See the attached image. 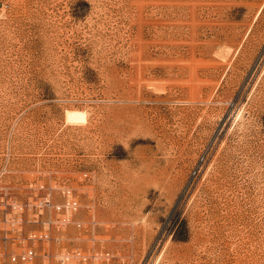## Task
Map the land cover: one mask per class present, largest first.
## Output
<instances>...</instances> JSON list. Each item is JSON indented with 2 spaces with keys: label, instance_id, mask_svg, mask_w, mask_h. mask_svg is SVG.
I'll list each match as a JSON object with an SVG mask.
<instances>
[{
  "label": "rangeland",
  "instance_id": "1",
  "mask_svg": "<svg viewBox=\"0 0 264 264\" xmlns=\"http://www.w3.org/2000/svg\"><path fill=\"white\" fill-rule=\"evenodd\" d=\"M40 185L84 223L40 264H264V0H0V194Z\"/></svg>",
  "mask_w": 264,
  "mask_h": 264
},
{
  "label": "built area",
  "instance_id": "2",
  "mask_svg": "<svg viewBox=\"0 0 264 264\" xmlns=\"http://www.w3.org/2000/svg\"><path fill=\"white\" fill-rule=\"evenodd\" d=\"M51 190L40 185L25 202L0 194V264H40L53 257L49 244L61 239L44 232L41 235H28L36 228L27 230V227L41 225L45 231H64L71 225L79 229L84 226L77 217L80 202L72 196V191H67L68 198L56 202L48 194ZM37 245L48 246L36 249ZM114 258L112 252L96 251L92 254L66 253L59 260L63 264H70L72 260L104 264Z\"/></svg>",
  "mask_w": 264,
  "mask_h": 264
},
{
  "label": "clouds",
  "instance_id": "3",
  "mask_svg": "<svg viewBox=\"0 0 264 264\" xmlns=\"http://www.w3.org/2000/svg\"><path fill=\"white\" fill-rule=\"evenodd\" d=\"M75 113V115H73ZM91 114L86 109H71L66 112L65 119L66 124L71 127H86L89 123ZM240 129L243 128V123L241 121H237Z\"/></svg>",
  "mask_w": 264,
  "mask_h": 264
},
{
  "label": "bare ground",
  "instance_id": "4",
  "mask_svg": "<svg viewBox=\"0 0 264 264\" xmlns=\"http://www.w3.org/2000/svg\"><path fill=\"white\" fill-rule=\"evenodd\" d=\"M73 115H75V113H73ZM68 255H70V254H68Z\"/></svg>",
  "mask_w": 264,
  "mask_h": 264
}]
</instances>
